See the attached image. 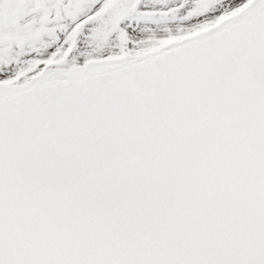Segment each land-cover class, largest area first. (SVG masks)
Returning <instances> with one entry per match:
<instances>
[{"label":"snow or ice","instance_id":"obj_1","mask_svg":"<svg viewBox=\"0 0 264 264\" xmlns=\"http://www.w3.org/2000/svg\"><path fill=\"white\" fill-rule=\"evenodd\" d=\"M0 264H264V0H0Z\"/></svg>","mask_w":264,"mask_h":264}]
</instances>
